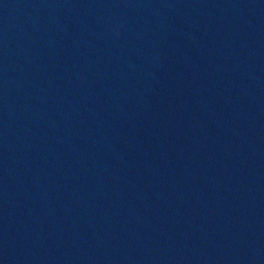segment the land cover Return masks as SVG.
<instances>
[{
    "label": "water",
    "instance_id": "1",
    "mask_svg": "<svg viewBox=\"0 0 264 264\" xmlns=\"http://www.w3.org/2000/svg\"><path fill=\"white\" fill-rule=\"evenodd\" d=\"M0 264H264V0H0Z\"/></svg>",
    "mask_w": 264,
    "mask_h": 264
}]
</instances>
